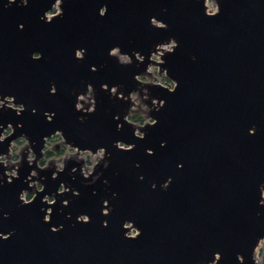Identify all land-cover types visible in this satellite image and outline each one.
Wrapping results in <instances>:
<instances>
[{"label":"water","instance_id":"water-1","mask_svg":"<svg viewBox=\"0 0 264 264\" xmlns=\"http://www.w3.org/2000/svg\"><path fill=\"white\" fill-rule=\"evenodd\" d=\"M52 3L28 0L27 6H18L20 0L10 5L0 0V95L14 96L26 107L20 116L0 112V124L16 128L0 144V154L21 134L40 150L44 136L61 130L81 149L105 147L110 166H98L100 179L88 185L79 170L71 173L79 169L71 161L57 179L44 180L45 192L27 206L18 197L29 189L26 178L34 166L22 165L11 184L5 177L0 233L13 235L0 239V264H209L215 253L221 256L218 264H241L238 256L243 264H260L264 0H218L220 12L214 17L206 15L203 0H63V15L47 23L41 17ZM105 5L108 11L101 17ZM152 17L167 29L151 26ZM171 38L179 46L165 54L161 69L178 87L169 93L148 86L150 96L165 105L150 113L158 123L141 129L146 137L137 139L123 120L131 102L111 97L101 85H123L125 95L137 89L134 75L145 71L155 46ZM117 46L129 55L139 52L144 63L137 64L133 56L132 65L121 66L108 55ZM77 49L86 50L83 59L75 58ZM34 52L42 58L33 60ZM88 84L95 88L96 110L81 123L84 114L75 110L76 96ZM52 85L55 94H50ZM45 112L55 114L52 122ZM118 140L135 149L117 150ZM148 149L154 154L148 155ZM169 177L165 190L161 185ZM62 182L80 195L57 196L51 221L45 223L42 209L49 206L42 197L54 194ZM65 199L70 202L63 207ZM105 200L112 209L108 216L101 214ZM81 214L90 222L77 223ZM126 221L141 231L137 239L125 238ZM60 225L62 230L51 231Z\"/></svg>","mask_w":264,"mask_h":264},{"label":"clouds","instance_id":"clouds-1","mask_svg":"<svg viewBox=\"0 0 264 264\" xmlns=\"http://www.w3.org/2000/svg\"><path fill=\"white\" fill-rule=\"evenodd\" d=\"M16 0H8V4L15 3ZM28 0H20V4L18 6H27ZM63 0H54V3L51 4V7L46 10L41 17V20L51 23L54 19L61 17L63 15V8H62ZM7 6V5H6ZM203 6L205 8V13L209 17H214L220 12V7L218 0H214V9L212 11L208 10V0H203ZM108 9L107 6H102L99 9V15L101 17L105 16ZM151 26L157 29H167L168 25L164 22L152 17L150 19ZM20 29H23V25L19 26ZM178 42L175 38H171L167 43H161L155 46V50L147 57L149 63L146 66L145 71L134 75V80L137 82L139 87L135 90L128 92L127 95L124 94V91L121 89L123 85H114L111 88L107 84L101 85L103 91L109 93V95L117 100H121L124 102H131L130 107L127 109V114L123 116L124 122L130 125L133 129V135L137 139H144L146 137V132L142 131L148 126H155L158 123V120L153 118L150 113L155 111H159L161 108L164 107L165 101L162 99L152 98L149 93L148 86H159L162 89H166L169 93L175 92L178 87V82L172 78H170L168 74V70L161 69V65L165 64V60L163 57L165 54H173L175 49L178 47ZM85 49H77L75 51V58L76 59H83L85 56ZM108 55L114 58L121 66H129L134 63L133 56L135 57V62L137 64L144 63L145 56L141 55L139 52H134L132 55L127 53H123L121 49L117 47H113L110 49ZM42 58V54L39 52H34L32 54L33 60H40ZM194 59V58H193ZM155 68L156 72L149 75V70ZM95 67L92 68V71H96ZM158 81H162L158 83ZM57 91L55 85H52L50 88V94H55ZM151 100V105L146 103V101ZM14 111L17 116H20L24 111H26V107L23 103H16L14 96H0V112L4 111ZM75 110L77 112H81L82 115L79 119L80 122L83 123L86 117L90 114H93L96 110V94L95 88L93 85L88 84L86 92H81L76 96L75 102ZM130 111H134L136 116L138 117L137 122H129L128 116ZM36 109H32V113L35 114ZM54 113L45 112L44 116L47 122H52ZM116 120H120V116L116 115L114 117ZM17 127H23L22 124L17 125ZM123 127L122 124L117 125V129L120 130ZM11 129V135L13 136L16 128L13 126L12 123H8L5 127L3 124H0V133L8 132ZM255 129H250L249 134H254ZM53 136L61 137L63 144L66 145L71 151L67 154L61 153H53V155H49L48 152V141ZM16 139H24L27 142L28 148L27 151L30 155L26 156V163L29 167L35 165V168L32 169L30 175L26 178V182L28 183V188L32 189V191H28L27 189L21 190L19 193V201L22 205L27 206L32 204L36 199L38 194L45 192L46 185L41 181L47 179V177H41L40 172L47 171L50 169H54L52 171L51 178L53 180L57 179L61 173H63L66 169L67 163L69 161H74L77 165H79V169L77 167H73L71 169V173H76L78 170L80 174L83 176L84 180L87 182L88 185L94 184L97 180L100 179L102 173H96V169L98 166H103L104 169H107L110 166V160L108 157L110 153L107 152L105 147H98L95 151L84 148L81 149L79 146H75L69 142H67L66 137L64 136L61 130H55L52 134L46 135L43 137V147L40 149L39 158L37 157V153L34 151L33 148V141H31L26 133L21 134L16 137ZM8 138L0 135V144H3L7 141ZM13 140L11 139L8 145L7 152L5 154H0V166H3L4 173L0 176V185L4 183V178H7V183L11 184L14 179L19 178V169L22 166V163L25 161V157H21L19 152H13L12 144ZM166 142H162L161 146H165ZM119 151H132L135 149L134 144H128L123 141H115L113 145ZM148 155H153V150H147ZM139 167V164L136 165ZM183 165H178V167H182ZM39 170V171H38ZM94 173H96L94 175ZM91 178V179H89ZM140 179L142 180L143 177L141 176ZM105 184L108 183L107 180L103 181ZM171 177H169L161 187L163 189H167L171 184ZM153 188L156 187L155 184L152 185ZM71 192L73 196H79L80 193L78 190L71 188L70 186L66 185L65 183H61L54 194H46L42 197L41 203L46 204L49 207L47 209H42L45 211L46 214L43 217L45 223H50L51 216L53 212V207L57 203V196L65 195ZM95 194V193H93ZM261 194V204H264V185L261 186L260 190ZM117 194L113 193V197ZM69 200H63L62 206L66 207L69 204ZM112 209L109 205L107 200L103 201V207L101 210V214L104 216L110 215ZM8 213H4V218L7 219ZM71 215L69 214V217ZM77 223H89L90 217L86 214H81L76 218ZM103 226L107 227V221H103ZM63 225L59 227H52V232H57L62 230ZM122 228L124 231V235L126 239H137L141 235V231L135 226L133 221H126L123 223ZM13 235L12 232L7 234L0 233V239L7 240ZM221 256L219 253L214 254V259L209 262V264H218L220 261ZM238 261L243 264V257L238 256Z\"/></svg>","mask_w":264,"mask_h":264},{"label":"flooded vegetation","instance_id":"flooded-vegetation-1","mask_svg":"<svg viewBox=\"0 0 264 264\" xmlns=\"http://www.w3.org/2000/svg\"><path fill=\"white\" fill-rule=\"evenodd\" d=\"M128 118L134 122H137V120H138V117L136 116V113L134 111H130ZM11 131L12 130L9 129L8 132H3L2 136L7 137L8 135L11 134ZM13 141H14L12 144L13 152H19L21 157H25V161L22 163V165L28 166L26 163V156L30 155V153H28V151H27V148H28L27 142L24 139H15ZM33 143L35 144L36 142H33ZM62 144H63V141H62L61 137L53 136L48 141V150H49L48 154L51 156V155H53L54 152L55 153H61V154L69 153L71 151V149H69L66 145H64L62 148L61 147ZM34 151L37 153V157L39 158L40 150H36V148H34ZM69 162H71V161H69ZM33 166L35 167V165H33ZM51 171H54V169L42 171V172H40V176L41 177H47L48 179L49 178L52 179L51 178V175H52ZM44 180H46V179H44ZM44 180H42L41 182L44 183L43 182Z\"/></svg>","mask_w":264,"mask_h":264},{"label":"rangeland","instance_id":"rangeland-1","mask_svg":"<svg viewBox=\"0 0 264 264\" xmlns=\"http://www.w3.org/2000/svg\"><path fill=\"white\" fill-rule=\"evenodd\" d=\"M208 9L209 11H212L214 9V0H208ZM156 69L152 68L151 69V73L149 75H151L152 73H155ZM162 81H158V83H160ZM257 256H258V260L260 262V264H264V241H262V244L259 246L258 250H257Z\"/></svg>","mask_w":264,"mask_h":264}]
</instances>
